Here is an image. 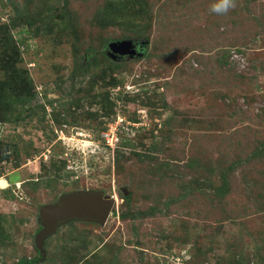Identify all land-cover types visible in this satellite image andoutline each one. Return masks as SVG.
<instances>
[{
    "label": "rangeland",
    "instance_id": "1",
    "mask_svg": "<svg viewBox=\"0 0 264 264\" xmlns=\"http://www.w3.org/2000/svg\"><path fill=\"white\" fill-rule=\"evenodd\" d=\"M215 3L0 0L27 73L17 96L0 52V264H264V0ZM126 40L145 54L105 56ZM94 189L116 199L106 224L60 225L38 253L40 208Z\"/></svg>",
    "mask_w": 264,
    "mask_h": 264
},
{
    "label": "water",
    "instance_id": "2",
    "mask_svg": "<svg viewBox=\"0 0 264 264\" xmlns=\"http://www.w3.org/2000/svg\"><path fill=\"white\" fill-rule=\"evenodd\" d=\"M139 54L142 56L139 43ZM122 50H127L130 55L137 51L133 41L112 42L108 46V55L113 59L120 56ZM124 55L126 53H123ZM6 187V182L0 179V188ZM116 200L114 196L105 195L96 190H80L60 197L57 203L45 205L40 208L39 221L43 225L37 234V248L43 253V239L53 235L60 225L71 221H89L105 225Z\"/></svg>",
    "mask_w": 264,
    "mask_h": 264
},
{
    "label": "trees",
    "instance_id": "3",
    "mask_svg": "<svg viewBox=\"0 0 264 264\" xmlns=\"http://www.w3.org/2000/svg\"><path fill=\"white\" fill-rule=\"evenodd\" d=\"M106 10L107 11H110V13H111V11L113 9L110 8L109 6H107V9ZM110 13H109V15H106L105 16V19H110L109 21H114L115 19L122 20V14L121 13H117V14H113V15L110 14ZM9 22L10 23H8V24L0 25V52L3 54L2 66L4 68L8 69V70H11L10 72L12 74L9 76L10 80H8V82H7L8 83V87L13 90V92L15 93V95L20 96V95H18V93H22V92H24L27 89V85H26L27 82H26V79H25L27 73L25 74V72L22 71L21 73L24 74L23 77L22 76L21 77L20 76H17L15 74L17 76L16 77L14 75L13 64L18 61V58L17 57H19L20 51L18 49V46L15 44V41L12 38L10 31H11L12 28H15L16 26L18 27L19 25H18V23L15 24V22L13 20H10ZM26 23L28 24V26L31 25L29 21H26ZM112 42H108V43H106L103 46L104 47L105 56H109L108 55V46ZM137 43H139V42H137ZM144 48H145L144 46L141 47V52L142 53L144 52V54H145V49ZM6 64L7 65L10 64V65L8 67H5L4 65H6ZM108 84L110 86H116L117 85V83L115 81H112V82L109 81ZM15 98H14V101L19 102V99H15ZM8 121L9 120H7L5 118V116H0V122L6 123ZM133 122H135V121H133ZM101 129H104V127H101ZM105 130L106 129H104L103 131H105ZM101 140H102V138H101ZM102 143H103V141H102ZM2 145H3V142H0V150H1ZM116 146H117V148H116V151H115V155H116V161H117L122 156V151H119V149H120L119 145H116ZM122 146H125V145H122ZM126 148H128V147H125V149ZM3 158L4 157H2L1 156V153H0V161L3 160ZM50 166L53 167V169H51L49 171L50 172V175L51 176H53V175L55 176L56 173H58V172L60 173L62 170H64L65 163H63L60 167L57 166L55 163L51 164ZM55 169H57L56 172H55ZM227 172L228 171H226V173ZM224 173L222 175H224ZM225 180H223V183L221 184V186H217L215 189H213L216 194H220L221 195L222 193H225L226 192L227 187H226V184H225ZM94 190H97V189H94ZM123 199L125 200V202H128L130 200V195L129 196H125ZM113 213L116 214V209L115 208L113 210ZM118 216L121 219H124V217H126L123 213L122 214H118ZM37 251H38V253H40V251L38 249H37ZM41 258L42 257L39 255V258L38 259H41ZM36 262H37L36 259H33V260L22 259L17 264H36Z\"/></svg>",
    "mask_w": 264,
    "mask_h": 264
},
{
    "label": "built area",
    "instance_id": "4",
    "mask_svg": "<svg viewBox=\"0 0 264 264\" xmlns=\"http://www.w3.org/2000/svg\"><path fill=\"white\" fill-rule=\"evenodd\" d=\"M114 124L110 123L109 130H105L101 133V138H102L103 143L105 142L109 147L112 146V144L115 145L118 141V137L116 134V128Z\"/></svg>",
    "mask_w": 264,
    "mask_h": 264
},
{
    "label": "clouds",
    "instance_id": "5",
    "mask_svg": "<svg viewBox=\"0 0 264 264\" xmlns=\"http://www.w3.org/2000/svg\"><path fill=\"white\" fill-rule=\"evenodd\" d=\"M232 0H217V3L213 5V11L217 13L227 12L232 7ZM113 196V195H110ZM116 200V199H115Z\"/></svg>",
    "mask_w": 264,
    "mask_h": 264
},
{
    "label": "flooded vegetation",
    "instance_id": "6",
    "mask_svg": "<svg viewBox=\"0 0 264 264\" xmlns=\"http://www.w3.org/2000/svg\"><path fill=\"white\" fill-rule=\"evenodd\" d=\"M134 44H135V48H136V51H137V52L135 53V55L137 56V54H139V47H138V46H139V45H138L139 43L134 42ZM141 53H142V52H141ZM109 58L112 60V57L109 56ZM119 58H120V59H118V57H117L118 60H125V57H122V58L119 57Z\"/></svg>",
    "mask_w": 264,
    "mask_h": 264
},
{
    "label": "bare ground",
    "instance_id": "7",
    "mask_svg": "<svg viewBox=\"0 0 264 264\" xmlns=\"http://www.w3.org/2000/svg\"><path fill=\"white\" fill-rule=\"evenodd\" d=\"M6 182V181H5ZM8 186V182H6V187ZM6 187H3V188H6Z\"/></svg>",
    "mask_w": 264,
    "mask_h": 264
}]
</instances>
